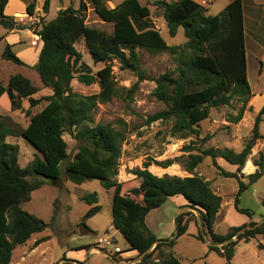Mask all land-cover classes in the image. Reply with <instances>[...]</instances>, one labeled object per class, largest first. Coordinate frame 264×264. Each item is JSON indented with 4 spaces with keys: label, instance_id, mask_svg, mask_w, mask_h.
I'll return each mask as SVG.
<instances>
[{
    "label": "trees",
    "instance_id": "obj_1",
    "mask_svg": "<svg viewBox=\"0 0 264 264\" xmlns=\"http://www.w3.org/2000/svg\"><path fill=\"white\" fill-rule=\"evenodd\" d=\"M108 1L111 0H91V4L100 20L111 26L110 31L86 24L87 5L83 0H80L78 8L68 6L58 10L54 19L41 23L40 28L34 30L42 46L32 69L38 74L43 88L51 90V94L34 98L39 90L22 74L12 75L6 86L0 82V98L6 94L10 110H19L29 118L27 126L19 129L12 125L7 115H0V264H11L14 249L47 226L23 210L20 204L30 201L31 193L45 182L55 184L60 180L61 164L69 158L64 133L76 141V152L64 166L66 180L76 185L99 180L104 190H112V225L128 243L127 251L141 255L152 247L141 262L182 264L171 249L176 239L187 233L189 222L183 213L175 217L176 233L172 239H157L145 221L151 210L159 208L171 197L181 196L186 207L198 211L199 225L211 242L209 249L232 264L239 241L249 242L257 235L264 238V223L249 222L231 227L225 235L217 234L213 227L221 208V197L211 189L209 181L194 172L205 157H210L221 177L233 178L238 183L233 202L235 211L251 217L249 210L240 207V196L264 175V156L260 155L259 160L253 161L257 170L246 176L247 184L240 178L253 142L264 138L259 133L264 104L256 114L252 137L240 152L202 148L211 139L206 135L200 139L199 149L191 145L183 147L186 152H198L189 154L184 161V170L189 176H156L147 169L150 164L146 163L144 168L132 172L135 178L128 190L123 189L122 183L116 179L124 135L111 123L94 124L92 113L98 104L108 102L117 94L111 67L113 61H117L122 70L135 72L142 79L136 52L141 48L152 55L167 53L175 58L177 65L175 70L155 80L154 96L167 109L149 116L147 123L173 119L172 136L200 138L199 124L209 118L212 108L231 106L233 101H239L242 105L237 114L229 117L231 123H238L252 98L247 80L243 1L233 0L219 14L212 16L193 0H156L154 4L162 12L169 36L174 37L180 27L184 30L186 41L175 46L167 45L151 23L148 5H142L139 0H124L116 7L108 8ZM7 2L0 0V25L8 30L29 29L17 23L14 17L4 15ZM35 2L33 0L26 6L30 16ZM49 4L50 0H44V13L48 12ZM81 39H84L93 63H104L95 75L88 65L81 62V53L75 48ZM1 58L26 66L10 45L4 47ZM75 75L77 81L86 86L97 83L99 92L88 96L74 93L71 81ZM135 87L127 91L128 98H131ZM24 99L28 101L27 108L22 105ZM41 102H45L43 108L32 114V108ZM7 137L23 138L37 149L39 155L21 168L18 165V146L7 142ZM217 158L236 166V171L224 170L216 163ZM177 160L168 159L155 164L168 168ZM131 196L141 197V201ZM81 200L89 206L81 222L89 232L84 220L100 212L98 195L89 193ZM197 239L204 241L201 231ZM46 240L48 238L37 240L34 247ZM259 249H262L261 245Z\"/></svg>",
    "mask_w": 264,
    "mask_h": 264
},
{
    "label": "rangeland",
    "instance_id": "obj_2",
    "mask_svg": "<svg viewBox=\"0 0 264 264\" xmlns=\"http://www.w3.org/2000/svg\"><path fill=\"white\" fill-rule=\"evenodd\" d=\"M20 1L21 3L27 1L25 3L28 4L33 0ZM83 1L87 5L86 24L110 31L111 26L101 21L94 13L91 0ZM114 1L121 3L123 0ZM139 1L142 5H149L153 10L155 0ZM79 2L80 0H50L48 12L44 13L42 9L44 0H36L32 16L24 9L25 26L29 27L31 33L34 34V30H38L41 23L54 19L58 10L68 6L78 8ZM214 8L207 12L216 15L223 10V8L216 10ZM14 10L23 9H15V4L10 3L6 12L11 14ZM3 28L0 25V34L3 32ZM19 35L29 42L26 32L21 31ZM161 35L169 46L182 45L186 41L182 27L178 29L174 37L169 36L166 29ZM75 48L81 53V62L90 67L92 74L95 75L98 70L104 67V63H93L84 39L76 43ZM19 50L20 48L17 47L13 52L16 54ZM136 52L140 59L142 79L135 72L122 70L119 63L113 61L111 67L116 81L117 94L108 102L98 104L92 113L94 124L111 123L116 130L124 135V140L121 143V155L118 159V175L116 176V179L122 183L123 189L128 190L127 188L132 185L135 178L132 172L144 168L146 163L150 164L147 169L156 176L164 174L188 176L184 170V161L189 154L198 152H186L183 147L191 145V147L199 149L201 147L200 139L206 135H210L211 139L202 148L229 149L236 153L240 152L250 141L256 114L264 104V100L259 98V95L264 93V76L256 74L257 65L250 53L248 81L257 95L247 103L242 119L238 123L229 121V117L236 115L242 105L239 101H233L231 106H221L210 110L209 118L199 124L200 138L191 136L180 139L171 134L173 119L146 122L149 116L167 109L166 105L154 96L155 80L160 75L176 69L175 58L167 53L152 55L141 48H137ZM8 63L12 70L24 72L31 83L38 88L39 91L34 95V98L52 93L51 90L43 88L39 76L34 70H23L21 66ZM76 76L71 81L74 93L88 96L99 92L97 83L86 86L79 83ZM134 85L136 87L131 98H128L127 91ZM22 105L27 108L28 101L24 99ZM44 105L45 102H41L32 108L31 113L39 112ZM0 115H7L12 121V125H16L19 129L25 128L29 122V118L24 113L19 110H10V101L7 95H3L0 99ZM259 133L264 136V117L259 125ZM63 139L67 143L68 160H70L76 152V141L68 133L63 134ZM6 141L18 146V165L21 168L26 167L35 155H39L37 149L23 138L8 137ZM260 155L264 156V138L253 142L248 161L241 170L242 177L240 179L244 183H248L246 176L257 170L253 161L259 160ZM168 159L178 160L168 168H162L155 164V162ZM66 162L61 164L62 175L59 181L55 184L45 182L40 189L31 194L30 201L20 204L23 210L41 219L47 226L42 232L33 234L24 245L14 249L11 264H72L71 261L76 264H160L157 261L139 262V259L144 255L134 252L125 253L129 248L128 243L112 225V190H104L99 180L87 181L81 185L67 181L63 173ZM216 163L226 171H236V166H231L221 158H217ZM194 174L209 181L211 189L221 197V208L213 227L217 234L225 235L231 227L249 222L264 223V175L257 182L250 184L240 196V207L249 210L252 214L251 217H248L236 212L233 207L238 191L237 181L233 178L221 177L213 167L210 157L204 158L203 162L195 169ZM93 192L98 195V205L101 210L93 217L84 220L90 230L88 232L83 228L81 222L89 206L81 200V197ZM131 197L141 201V197ZM184 201L181 196L169 198L159 208L151 210L145 219L147 227L157 239H172L176 233L175 217L183 213L189 222L187 233L176 239V244L171 249L172 254L182 264H228L222 255L209 249L211 242L204 232L202 234L204 241L197 239L198 233L202 230L199 225V213L188 207L181 209ZM43 238H48V240L34 247L35 242ZM235 239L233 238V240ZM99 240L107 241V243L99 242ZM260 245L262 249H259ZM63 259L70 262H64ZM232 264H264L263 236L257 235L249 242L239 241L235 247Z\"/></svg>",
    "mask_w": 264,
    "mask_h": 264
},
{
    "label": "crops",
    "instance_id": "obj_3",
    "mask_svg": "<svg viewBox=\"0 0 264 264\" xmlns=\"http://www.w3.org/2000/svg\"><path fill=\"white\" fill-rule=\"evenodd\" d=\"M165 1L170 2V1H177V0H165ZM193 1L201 5L202 7H204L207 15H211L207 12L209 9H213L214 7H215L214 8L215 10L218 8L224 9L233 0H220V1L219 0H193ZM242 1H243L244 44H245V52H246V66H247V80H248L249 78V62H248L249 53L253 56L254 62L257 65L256 74L261 77L264 76V0H242ZM25 2L27 3V1H24V3L23 2L21 3L20 0H8L7 5L5 6V9L3 12L4 15L14 17L17 23L21 25H25L26 19H23V14L25 12L24 9L26 10V6H27ZM10 3L15 4V9L19 8L23 10H14L11 14H7L6 9L8 8ZM119 4L120 3H117L114 0L106 2V5L108 8H114ZM150 8L151 7H149V9ZM150 12H151L150 20L153 26L155 27V29H157L161 33L163 32L164 29L167 30V25H166L165 20L162 17V12L161 10L157 9L155 4L153 5V10L150 9ZM21 31L26 32L27 34L26 36L29 37V42L27 40H24L23 36L19 35V32ZM34 36L37 37V35L32 34L28 28H25L22 30H17V29L8 30V29L3 28V32H1L0 34V37L2 38L0 40V82L3 83V85L5 86L7 85V82L12 75L22 74L23 76H25L24 72L12 70L8 63L10 61H6L1 58V54H2L4 47L6 45H10L12 47V51H15L17 47H19L20 50L17 51L16 55L26 64V66H21V67L23 68V70L25 69L33 70L32 67L36 64L38 60V55H39V52L42 46V43L39 37L34 42V38H32ZM16 66H19V65H16ZM25 77L28 78L27 76ZM249 86L251 89L252 98H254L257 94L254 93V89L251 87L250 84ZM3 95H6V94H3ZM3 95L1 96V98L3 97ZM259 98H261L263 101L264 93L259 95ZM185 205H186V201H184V203L182 204L181 209L186 208ZM127 252H134L137 254L136 251H126L125 253L127 254ZM66 262H70V261L67 260ZM71 262L72 264H76L74 261H71Z\"/></svg>",
    "mask_w": 264,
    "mask_h": 264
},
{
    "label": "water",
    "instance_id": "obj_4",
    "mask_svg": "<svg viewBox=\"0 0 264 264\" xmlns=\"http://www.w3.org/2000/svg\"><path fill=\"white\" fill-rule=\"evenodd\" d=\"M189 208V207H188ZM191 210H194V209H192V208H190ZM194 211H197V210H194ZM198 212V211H197ZM201 232H202V234H203V231L201 230ZM157 243V241L154 243V244H156ZM151 250V248H149L147 251H145L143 254H142V256L143 255H145V254H147V252H149ZM142 260V257L139 259V262Z\"/></svg>",
    "mask_w": 264,
    "mask_h": 264
},
{
    "label": "built area",
    "instance_id": "obj_5",
    "mask_svg": "<svg viewBox=\"0 0 264 264\" xmlns=\"http://www.w3.org/2000/svg\"><path fill=\"white\" fill-rule=\"evenodd\" d=\"M38 37L39 36H37V37L34 36V42L38 39ZM99 242H106L107 243V241H102V240H99Z\"/></svg>",
    "mask_w": 264,
    "mask_h": 264
}]
</instances>
